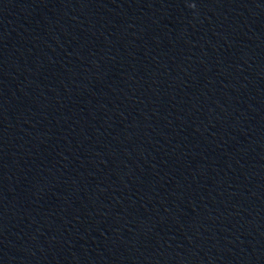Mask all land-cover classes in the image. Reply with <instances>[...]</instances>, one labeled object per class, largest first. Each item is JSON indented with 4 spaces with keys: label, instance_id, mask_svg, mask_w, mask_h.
Here are the masks:
<instances>
[{
    "label": "water",
    "instance_id": "water-1",
    "mask_svg": "<svg viewBox=\"0 0 264 264\" xmlns=\"http://www.w3.org/2000/svg\"><path fill=\"white\" fill-rule=\"evenodd\" d=\"M0 264H264V0H0Z\"/></svg>",
    "mask_w": 264,
    "mask_h": 264
}]
</instances>
